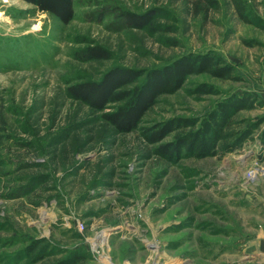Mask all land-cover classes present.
I'll list each match as a JSON object with an SVG mask.
<instances>
[{"label":"rangeland","instance_id":"obj_1","mask_svg":"<svg viewBox=\"0 0 264 264\" xmlns=\"http://www.w3.org/2000/svg\"><path fill=\"white\" fill-rule=\"evenodd\" d=\"M73 8L62 23L23 0H0V264L76 254L75 264H264V0H73ZM125 11L165 30L128 27ZM90 43L112 58L78 60ZM190 51L220 56L236 79L190 75L128 133L65 93L112 65L150 68ZM201 84L213 93H195ZM244 91L262 104L240 111L232 130L263 121L232 150L171 162L142 137Z\"/></svg>","mask_w":264,"mask_h":264},{"label":"trees","instance_id":"obj_2","mask_svg":"<svg viewBox=\"0 0 264 264\" xmlns=\"http://www.w3.org/2000/svg\"><path fill=\"white\" fill-rule=\"evenodd\" d=\"M37 10L55 16L68 23L74 15L73 0H23ZM213 5L215 0H206ZM238 7L240 17L244 19ZM128 27L154 32L165 28L155 26L151 15L122 12ZM78 60H107L112 52L100 44L90 43L75 51ZM233 67L212 52H187L166 63L150 68H135L112 65L97 79H83L66 84L67 97L79 101L100 112L102 120L110 124L116 133H128L136 129L145 112L154 105L158 96L173 94L179 90L187 77L207 74L218 79H236ZM197 94H211L213 90L205 84L198 85ZM262 102L251 92L230 94L217 101L209 111L199 117L172 116L151 127L144 128L142 137L156 144L154 152L175 162L181 158H205L237 147L257 129L263 118L250 123L244 129L232 130L234 117L242 110L253 109ZM172 134V138L162 142ZM264 139V128L261 132ZM81 258L76 254L54 264H75Z\"/></svg>","mask_w":264,"mask_h":264}]
</instances>
